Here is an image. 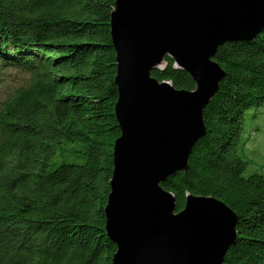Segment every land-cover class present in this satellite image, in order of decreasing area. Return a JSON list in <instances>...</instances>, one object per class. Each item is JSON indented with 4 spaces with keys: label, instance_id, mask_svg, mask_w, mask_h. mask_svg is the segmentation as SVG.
Returning a JSON list of instances; mask_svg holds the SVG:
<instances>
[{
    "label": "trees",
    "instance_id": "obj_1",
    "mask_svg": "<svg viewBox=\"0 0 264 264\" xmlns=\"http://www.w3.org/2000/svg\"><path fill=\"white\" fill-rule=\"evenodd\" d=\"M115 1L0 0V65L9 54L24 63L12 62L21 81L0 99V264H111L116 246L104 208L120 135L109 25ZM214 61L225 77L203 112L205 135L188 169L160 186L176 211L187 195L224 202L237 217V237L222 264H264V177L244 175L256 131L242 134L248 109L264 107V30L224 43ZM151 76L195 87L169 57ZM58 149L81 160L55 165Z\"/></svg>",
    "mask_w": 264,
    "mask_h": 264
},
{
    "label": "water",
    "instance_id": "obj_2",
    "mask_svg": "<svg viewBox=\"0 0 264 264\" xmlns=\"http://www.w3.org/2000/svg\"><path fill=\"white\" fill-rule=\"evenodd\" d=\"M109 25L120 130L104 208L111 264H222L236 243L234 212L196 195L176 211L160 183L188 169L205 135L203 112L225 77L217 49L264 30V0H116ZM165 57L190 75L193 90L151 76Z\"/></svg>",
    "mask_w": 264,
    "mask_h": 264
},
{
    "label": "rangeland",
    "instance_id": "obj_3",
    "mask_svg": "<svg viewBox=\"0 0 264 264\" xmlns=\"http://www.w3.org/2000/svg\"><path fill=\"white\" fill-rule=\"evenodd\" d=\"M27 55L28 53L22 54V58H25L29 62H33L29 57H27ZM5 61L7 64L16 62L18 65H20V67L24 65V63H21L20 61H16L15 59H13L11 54L6 55ZM25 65H29V64H25ZM1 67L2 66L0 65V77L3 81V85H5L6 87H3V86L0 87V99L3 98V92L5 88L15 87L21 81V77H22V73L19 69L10 68L9 70L4 71ZM258 111L264 112V107L250 108L245 113L246 121L244 124L242 134L247 135L249 131H251L252 129L256 131V134L254 138L251 139V143H250L251 145H253V147L251 148L252 151L249 150V151L244 152L246 155L249 156V157H245L246 159L249 160V167L244 172L245 176L251 175L253 173L256 174L257 172V173H261L264 177V145H263L264 144V115L260 116L257 119L253 118L252 116L254 113ZM260 153H263V156ZM80 160L81 159L77 157L76 155L67 154L65 152L61 153L60 149H58L57 154L52 158L51 162L55 165H59L63 163L64 164H77ZM206 197H212V196H206Z\"/></svg>",
    "mask_w": 264,
    "mask_h": 264
},
{
    "label": "bare ground",
    "instance_id": "obj_4",
    "mask_svg": "<svg viewBox=\"0 0 264 264\" xmlns=\"http://www.w3.org/2000/svg\"><path fill=\"white\" fill-rule=\"evenodd\" d=\"M11 65H12V63L11 64H4L1 68L5 71V70H9L10 68H11ZM25 69L27 70V71H31L33 68L30 66V65H27V66H25Z\"/></svg>",
    "mask_w": 264,
    "mask_h": 264
}]
</instances>
